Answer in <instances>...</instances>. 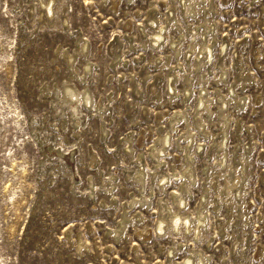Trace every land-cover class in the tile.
<instances>
[{"label": "rangeland", "instance_id": "obj_1", "mask_svg": "<svg viewBox=\"0 0 264 264\" xmlns=\"http://www.w3.org/2000/svg\"><path fill=\"white\" fill-rule=\"evenodd\" d=\"M50 1L0 0V264H264V0Z\"/></svg>", "mask_w": 264, "mask_h": 264}, {"label": "bare ground", "instance_id": "obj_2", "mask_svg": "<svg viewBox=\"0 0 264 264\" xmlns=\"http://www.w3.org/2000/svg\"><path fill=\"white\" fill-rule=\"evenodd\" d=\"M53 0H51L50 2H52ZM53 13V8L52 6H50L49 4H47L46 6V15H52ZM186 14H191V10L189 8L186 9ZM164 30V28H160V32L162 33V31ZM158 33L156 34V36H154V40L153 42L155 43H158L161 39H162V34L161 33ZM203 51H204V54H205V58L207 61L211 60L212 57H213V52L212 50L210 49V47H205L203 48ZM224 49H221L219 53H223ZM177 52V51H176ZM171 85L169 84L168 86V89L170 91H173V89L170 87ZM64 94H68V96H70V100H71V103L73 100H76L78 95H76V93L74 94V92H72V90H70V87L69 88H66V90H64ZM78 94V93H77ZM83 94V93H82ZM86 94V93H85ZM84 95V94H83ZM187 95V94H186ZM86 96H88V94H86ZM84 102H86V104H88V99L87 100H84V98L82 99ZM206 98L205 97H201L200 98V101L198 102V106L201 107V108H206ZM74 102V101H73ZM222 104H224V102H222ZM207 109V108H206ZM73 112L74 114H76V106L73 107ZM78 114V113H77ZM191 139V138H190ZM164 143H166V139L164 140V142L162 143L164 145ZM167 145V144H166ZM222 145L224 146L225 144L221 143L219 144V147H222ZM157 154H159L160 152H164L163 149H158L157 151ZM224 155V154H223ZM225 156V155H224ZM155 157V156H154ZM222 161V160H221ZM190 167V165H188V168ZM190 169V168H189ZM186 172H188L189 174V180L190 181H193L194 180V177L191 173L190 170H187ZM188 176V175H187ZM163 182L167 181V179L163 178L162 179ZM183 184H186V187L188 186L187 185V181L185 180V182ZM185 187V188H186ZM187 191V190H186ZM226 191H230V189L226 190ZM229 194V193H228ZM178 204V207L180 206H183L185 204V201L183 198H180L177 202ZM170 223H168V225H170V228L171 230L173 231H183V232H188V233H191V235H193V237L195 239H198L199 237L202 236V233H201V229L200 227L203 225H205V219H204V215L200 212H198V220L194 223V224H191V219L188 217V216H184L182 214H178V213H174L171 217H170ZM159 222H161L162 224H159L158 227H157V230L159 232H162L164 230V227L162 226L165 221L164 220H159ZM198 263L197 264H204L202 258H201V255L198 256Z\"/></svg>", "mask_w": 264, "mask_h": 264}]
</instances>
